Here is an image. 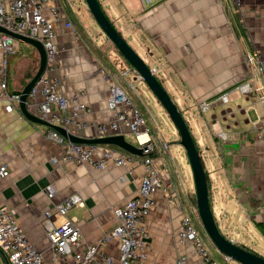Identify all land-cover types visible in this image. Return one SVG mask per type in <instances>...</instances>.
I'll use <instances>...</instances> for the list:
<instances>
[{
  "label": "crops",
  "instance_id": "0c3cea01",
  "mask_svg": "<svg viewBox=\"0 0 264 264\" xmlns=\"http://www.w3.org/2000/svg\"><path fill=\"white\" fill-rule=\"evenodd\" d=\"M77 1L58 0L57 68L63 94L78 96L91 111L76 118L86 128L71 126L69 133L90 139L99 136L96 126L113 119L106 105L112 88H121L118 75L134 91L126 76L136 74L102 34L85 1ZM98 2L127 44L150 69H156V78L182 113L205 160L209 203L220 232L236 245L235 232L249 238L258 233L264 242L257 227L264 226V89L256 73L258 64L264 62V0ZM20 44L18 41L17 51L8 61V89L13 93H21L38 60L32 46L22 42L28 46L25 53ZM244 84L256 91L240 92ZM38 101L36 96L26 103L36 116ZM137 103L145 111V105ZM150 117V123L143 120L149 128L145 138L156 145L154 160L166 188L174 192L175 202L168 203L162 190L156 192L145 221L149 253L143 264H174L179 256H185L188 264H228L216 249L204 260L195 254L191 242L180 243L177 234L183 216L199 231L201 227L192 177L188 181L178 173L174 154L184 156L190 168L176 128L171 130V123L159 125ZM51 130L28 121L18 106L8 112L0 103V166L5 165L8 172L0 177L1 204L14 215L27 241L46 258L49 243L41 225L46 210L76 195L78 203L66 217L80 227L82 247L92 245L115 226L112 210L136 196L144 173V166L137 162L126 167L111 164L103 171L62 163L67 139L62 143L52 140ZM221 132L226 138L219 136ZM114 134H122L136 145L125 127L110 133ZM162 143L166 150L160 148ZM96 147L94 156L104 150L124 152L111 145ZM47 187L53 191L50 198ZM238 245L245 247L242 242ZM117 251L116 241L104 247L113 257Z\"/></svg>",
  "mask_w": 264,
  "mask_h": 264
},
{
  "label": "built area",
  "instance_id": "2783aa9c",
  "mask_svg": "<svg viewBox=\"0 0 264 264\" xmlns=\"http://www.w3.org/2000/svg\"><path fill=\"white\" fill-rule=\"evenodd\" d=\"M60 21L58 0H0V27L39 40L45 51V70L27 98L33 100L39 96L40 101L36 103L37 115L52 124L61 123L60 126L69 132L71 126L86 128V125L76 118L81 113L91 111L79 101L78 96L68 98L61 90L62 78L58 74V51L55 43V25ZM65 26L69 27L70 23L66 22ZM17 44L18 40L0 33V103L8 112L18 106L20 98V93L9 91L7 73L8 59L16 53ZM247 61L250 63L251 58L247 57ZM151 73L155 75L156 69L152 68ZM256 73L264 89V62L258 64ZM140 80V77H136V81ZM128 85L135 90L133 84ZM250 90L256 91L255 88H250L249 84L239 87L242 93H248ZM106 106L113 119L109 123L96 126L98 137L110 135L123 126L136 139V146L143 149V157L111 150H104L100 156H94L96 146L76 145L67 141L64 143L60 162L84 164L98 171L105 170L111 164L126 167L133 162L141 163L144 173L139 180L136 196L114 208L112 212L116 219L115 226L94 244L84 248L80 227L66 217L69 209L78 203V197L73 195L61 203L53 204L44 212L41 221L49 243L48 258L27 241L14 215L2 207L0 199V264H143L147 259L149 234L145 221L155 204L154 196L158 190H162L167 196V202L173 203L175 194L166 188L154 156H151L157 152L156 145L148 138L140 141L141 136H147L149 128L145 126L131 99L121 88L115 86ZM219 136L226 138V134L222 132ZM49 137L58 143L63 142V138L54 130L50 131ZM160 148L166 150L167 145L162 143ZM6 176V166L1 165L0 177ZM52 192L51 187L46 188L49 198ZM177 236L180 243L191 242L198 257L209 259V254L189 217H182ZM111 241L118 244L115 257L104 252L105 245ZM224 259L229 261L225 256ZM174 264H188L187 258L179 256Z\"/></svg>",
  "mask_w": 264,
  "mask_h": 264
},
{
  "label": "water",
  "instance_id": "95a60500",
  "mask_svg": "<svg viewBox=\"0 0 264 264\" xmlns=\"http://www.w3.org/2000/svg\"><path fill=\"white\" fill-rule=\"evenodd\" d=\"M84 1L102 34L111 42L121 57L133 69L134 73L136 74L134 79L136 80V77L141 78L140 81L144 83L149 92L154 96L158 104L162 107L176 128L180 138L179 144L185 152L191 171L198 218L208 239L220 254L227 257L229 260L236 262L237 264H264V258L262 256L252 251L246 250L239 245H236L220 232L209 203L208 185L202 159L200 157L199 151L197 150L194 139L188 129V126L182 116V113L179 111L176 104L172 101L156 76L151 73V69L148 67V65L127 44V42L116 31L112 23L107 19L99 5L98 0ZM0 33L14 38L19 42H23L32 46L38 54V67L32 78L22 89L18 102V108L21 114L28 121L50 127L62 138L67 139V141L76 145H111L133 156L143 157V149L128 142L122 134L106 135L87 139L72 135L67 132L65 128L53 125L52 123L30 112L26 107L28 100L27 95L37 84L45 70L46 55L44 48L39 40L10 32L5 28L0 27Z\"/></svg>",
  "mask_w": 264,
  "mask_h": 264
},
{
  "label": "rangeland",
  "instance_id": "374dc122",
  "mask_svg": "<svg viewBox=\"0 0 264 264\" xmlns=\"http://www.w3.org/2000/svg\"><path fill=\"white\" fill-rule=\"evenodd\" d=\"M68 1H69V3H72V4L78 3L77 0H68ZM19 43H21L20 45L23 48V51H25V53H26L28 51V46L25 44H22V42H19ZM37 67H38V60L36 61L34 72L36 71ZM118 76L122 79L120 84H121V88L123 89V92L127 96H129L132 100H134L133 102L136 101L134 99V97L135 98L137 97L138 98L137 101H139L140 105L142 103L145 105V111H144L141 109V107L139 106L137 101L135 102L137 105L134 103L135 106L137 107V109L139 110L143 120L150 123L151 122L150 115H151L153 120L155 118V122L157 121L159 123V125H163V123L164 124H166V123L170 124L171 123L170 126L173 125L171 120L169 119V117L166 115V113L164 112L162 107L158 104V102L155 100L154 96L149 92V90L146 88V86L144 85L143 82L136 81L135 79H133V77H134L133 75H127L126 76L127 82H130L136 88V90L132 91L126 85L125 80L120 75H118ZM119 77H118V80H119ZM156 108H158L161 111V115H158ZM146 110H148V111H146ZM173 127H174V125L171 126V130H173ZM163 134L167 135L165 132ZM202 160L205 161L203 158H202ZM174 161L178 167V173L181 174V176L185 177L188 181H190L191 180V174H190V170L186 167V161H185L184 156L174 154ZM184 166H185V170L182 169ZM214 217H216V216H214ZM199 224H200L201 230L199 231L195 227V225H193L194 229H195L198 237L202 240V243H203L205 249L207 250L208 254L210 255L211 254L210 250H214L216 248L211 243V241L208 239L200 221H199ZM232 236L235 239H237L236 240L237 245L240 244V242H242L244 244V246L246 247V248L245 247H243V248H245L246 250L252 251V252H254V253H256V254H258L264 258V242H263L262 236L260 234L256 233L257 237L255 236V238H249L248 236L240 235L239 233L235 232V233H233ZM228 264H237V263L232 261V260H229Z\"/></svg>",
  "mask_w": 264,
  "mask_h": 264
},
{
  "label": "trees",
  "instance_id": "16d2710c",
  "mask_svg": "<svg viewBox=\"0 0 264 264\" xmlns=\"http://www.w3.org/2000/svg\"><path fill=\"white\" fill-rule=\"evenodd\" d=\"M9 61V59H8ZM151 156H154V154H152ZM258 230L260 231V233L264 236V226H262L261 224H257Z\"/></svg>",
  "mask_w": 264,
  "mask_h": 264
},
{
  "label": "bare ground",
  "instance_id": "6f19581e",
  "mask_svg": "<svg viewBox=\"0 0 264 264\" xmlns=\"http://www.w3.org/2000/svg\"><path fill=\"white\" fill-rule=\"evenodd\" d=\"M145 139H146V138H145L144 135L140 137V140H141V141H145Z\"/></svg>",
  "mask_w": 264,
  "mask_h": 264
}]
</instances>
